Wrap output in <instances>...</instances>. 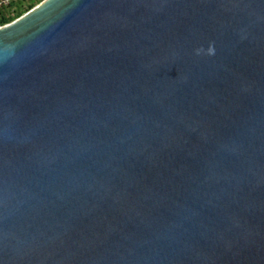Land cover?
Returning a JSON list of instances; mask_svg holds the SVG:
<instances>
[{"label":"water","instance_id":"1","mask_svg":"<svg viewBox=\"0 0 264 264\" xmlns=\"http://www.w3.org/2000/svg\"><path fill=\"white\" fill-rule=\"evenodd\" d=\"M0 264H264V0L0 27Z\"/></svg>","mask_w":264,"mask_h":264},{"label":"built area","instance_id":"2","mask_svg":"<svg viewBox=\"0 0 264 264\" xmlns=\"http://www.w3.org/2000/svg\"><path fill=\"white\" fill-rule=\"evenodd\" d=\"M27 1L29 0H0V21H3L4 19H10V14H13L18 7L25 5ZM12 21L14 20L12 19ZM9 23H11V21L0 25V27H3Z\"/></svg>","mask_w":264,"mask_h":264},{"label":"rangeland","instance_id":"3","mask_svg":"<svg viewBox=\"0 0 264 264\" xmlns=\"http://www.w3.org/2000/svg\"><path fill=\"white\" fill-rule=\"evenodd\" d=\"M42 1L43 0H29V1H27L25 5H23L22 7H18L13 14H10V16H11L10 19L15 20L18 15L21 16V15L25 14L26 12H28L30 9L37 6ZM11 22H12V20H11Z\"/></svg>","mask_w":264,"mask_h":264},{"label":"trees","instance_id":"4","mask_svg":"<svg viewBox=\"0 0 264 264\" xmlns=\"http://www.w3.org/2000/svg\"><path fill=\"white\" fill-rule=\"evenodd\" d=\"M32 7V6H31ZM30 7V8H31ZM17 17H20V15H18ZM16 17V18H17ZM12 19H4L3 21H0V25H3V24H6V23H8V22H10Z\"/></svg>","mask_w":264,"mask_h":264}]
</instances>
